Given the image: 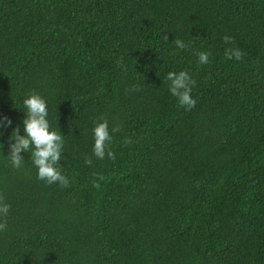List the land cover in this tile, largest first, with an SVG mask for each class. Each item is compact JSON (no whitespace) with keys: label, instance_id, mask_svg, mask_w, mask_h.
I'll list each match as a JSON object with an SVG mask.
<instances>
[{"label":"trees","instance_id":"1","mask_svg":"<svg viewBox=\"0 0 264 264\" xmlns=\"http://www.w3.org/2000/svg\"><path fill=\"white\" fill-rule=\"evenodd\" d=\"M182 70L191 110L166 79ZM32 92L67 187L6 157ZM4 116L0 264H264V0H0ZM100 117L114 160L93 153Z\"/></svg>","mask_w":264,"mask_h":264},{"label":"clouds","instance_id":"2","mask_svg":"<svg viewBox=\"0 0 264 264\" xmlns=\"http://www.w3.org/2000/svg\"><path fill=\"white\" fill-rule=\"evenodd\" d=\"M165 39L168 37L165 35ZM225 45H234V38L224 36ZM177 48L184 49L186 44L180 39L175 40ZM199 62L206 64L209 62L210 52L201 51L198 53ZM225 57L229 60L235 58L240 60L242 52L238 47L229 46L225 48ZM169 83V91L177 98L179 106L186 110H191L196 106V100L192 97V87L195 81L186 71L169 72L166 76ZM27 109L25 118L22 121L23 135L20 134V126L17 125L8 137L10 154L6 157L11 162V165L16 169H20L24 163L22 152L30 153L31 161L38 170V178L46 181L48 184L58 183L63 187L69 184L68 178L62 174L59 167L61 156L64 147V135L59 131L51 129L47 119L48 108L47 102L42 96L36 92L30 93L23 101ZM12 125V120L7 116L0 119V128H7ZM119 126L113 127L111 132H118ZM94 147L93 153L98 159H104L107 155L111 159H115V154L109 148L113 139L109 130L108 120L104 117L96 122L93 128ZM4 135L0 131V137ZM131 142L130 140L126 143ZM4 145L0 141V152ZM91 165V159L85 161ZM10 210V205L4 201V197L0 196V231L7 229V215Z\"/></svg>","mask_w":264,"mask_h":264}]
</instances>
